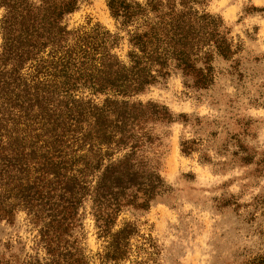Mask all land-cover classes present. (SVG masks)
I'll list each match as a JSON object with an SVG mask.
<instances>
[{
    "label": "trees",
    "instance_id": "1",
    "mask_svg": "<svg viewBox=\"0 0 264 264\" xmlns=\"http://www.w3.org/2000/svg\"><path fill=\"white\" fill-rule=\"evenodd\" d=\"M209 0H109L124 39L100 25L69 29L82 0H0V223L19 214L43 255L0 264H93L74 237L90 205L102 263L129 255L137 229L115 230L125 209L148 210L169 187L144 153L166 107L134 100L180 71L213 82L216 57L234 52ZM245 264H264V252Z\"/></svg>",
    "mask_w": 264,
    "mask_h": 264
},
{
    "label": "rangeland",
    "instance_id": "2",
    "mask_svg": "<svg viewBox=\"0 0 264 264\" xmlns=\"http://www.w3.org/2000/svg\"><path fill=\"white\" fill-rule=\"evenodd\" d=\"M108 2L82 0L65 24L120 34L118 52L125 55L127 34ZM206 10L222 20L234 54L216 57L207 88L171 70L134 98L172 116L152 124V143L144 146L169 192L148 210L120 213L115 230L131 223L137 233L118 264H245L264 252V0H209ZM90 211V205L80 211L73 239L93 264H117L102 263L105 242ZM37 253L44 254L24 214L14 224L0 223V255Z\"/></svg>",
    "mask_w": 264,
    "mask_h": 264
}]
</instances>
